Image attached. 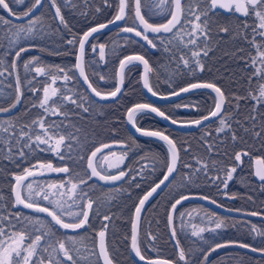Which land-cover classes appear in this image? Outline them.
<instances>
[{"label": "snow or ice", "instance_id": "obj_1", "mask_svg": "<svg viewBox=\"0 0 264 264\" xmlns=\"http://www.w3.org/2000/svg\"><path fill=\"white\" fill-rule=\"evenodd\" d=\"M81 2L85 8H89L94 0H81ZM102 3L109 8L114 7L112 18L90 27L82 35L73 34L71 39L64 41L70 46L64 50L65 54L75 56L74 66L65 67L46 65L39 56H30L27 60H24L23 56L33 49L50 53L52 51L44 43H32L34 40L49 39V32L42 23L44 13L42 11L40 15L36 13L48 6L55 10L52 13L53 20L57 22L55 31L60 32L61 27L69 29L68 22L62 14V8L69 5L74 6L73 0H29L23 12L15 11L11 5H25L26 0H0V10L7 13V16L0 15V77H3L4 80L12 78L11 82L7 84H4V80H0V85L12 90L5 94L3 88H0V97L7 96L6 101L0 103V113L12 112L23 103L25 82L27 90L34 98L30 107L25 108V114L31 108L40 110L35 117L20 124L18 128L16 122L12 120L0 121V155L9 160L26 161L31 153L39 150L54 152L61 160L67 158L74 163L86 160V167L82 166L83 174L75 173L76 182L72 180L71 166L53 167L51 163L40 164L41 168H47L52 172L68 174L69 179L66 183L71 184L68 197L71 203H68L67 200L62 203L58 199H50V196H55L56 193H50L45 190L43 185L37 184L35 177L38 169H36V165L25 167L19 174L13 175L14 183L10 185L13 197L11 208L16 210L0 211V264H45V261L47 264H81L82 261L83 264H92L90 257L96 258L95 264H101V261L102 264H114V259L110 255L106 243L107 224L101 225V230L93 238L92 248L87 254H82L76 247L78 237H82L81 230L87 232L92 227V216L99 215L98 207H94L96 201L92 200L85 189L92 187L89 181L93 178L105 184L116 185L117 182H122V184H128L129 187L141 188L142 183L147 182L158 167L161 168L162 178L154 181L149 190L139 197L138 203L134 205L136 221L132 223L131 248L135 256L145 264H172L169 260L146 258L138 246V222L150 198H153L154 194H158V190L163 191L164 188L169 187L176 176L180 175L181 169H187L188 171L183 173L184 187H190L203 178L206 186L215 187L222 196L232 200L239 199L241 197L237 193L229 194L227 189L229 182L234 179L237 169L243 164V157L248 156L249 153L233 149L229 155L225 146L229 141L236 143L243 139L238 135L239 131H243L245 135H250L254 139H259L264 144V0H116L115 5L112 0H102ZM217 10L239 13L243 17H254L255 19L251 24L248 20L241 21L233 31L228 25L217 24L213 20ZM95 11L99 12L100 8H95ZM82 14L87 15L88 13L85 11ZM152 16L161 17L163 22H150ZM129 19L132 20L131 24L128 23ZM15 21L25 22L16 23ZM112 25L118 26V34H126L123 36L126 42L140 43L142 41L150 49L168 53L169 63L176 64L177 73L181 70H187L189 73H195L197 70L203 71L202 58L208 57L209 52L213 50V38L219 33L230 34L233 40L244 41L250 45L255 54L250 50L247 55H238L245 49L237 48L231 55L244 61L245 71L249 67L253 69L247 76L246 94L244 96L239 94L226 96L221 87L214 82H191L166 95L161 94L154 90L150 83V73L153 72V68L149 64V60L142 54L125 55L120 58L118 67L113 73L115 80L113 89L104 92L98 90V87L93 86L85 73L86 45L91 47L93 53H96L98 48L100 60L103 61L106 45L104 43L91 44L90 38H94L95 34ZM149 33L152 35L150 36ZM257 37L260 39L257 40ZM21 41L29 42L21 44ZM173 49L178 50L179 54L177 55ZM54 54L60 55L61 52L57 49ZM7 57H11V60L8 61ZM139 65H143L144 70L142 74L143 88L147 89V92L153 97L168 100L172 96H180L182 93L193 90L211 89L216 94L213 97V104L208 108L206 115L184 122L169 117L160 107L153 106L151 103L134 104L127 109V123L141 136L163 141L167 146L166 158L162 162H154L148 166L141 164L139 168H122L121 165L127 158L130 148L128 146L122 152L118 163L110 165L117 169L116 172H109L107 169L98 170L99 165L94 164V159L97 158L98 153L102 154L104 149H110L111 145L102 143L99 147L94 146L95 150H92L90 155L82 154L80 138L70 130L76 128L79 132V129L71 121L73 118L79 119L82 114H90L92 105L99 101H117L122 93L126 76ZM21 67L25 74L23 80L19 71ZM33 73L34 75H32ZM40 77H44V80L38 79ZM81 78L90 89L91 94L98 100L73 92L72 88L68 87L73 81L79 82ZM164 78L171 87V77L165 76ZM107 79L108 77L105 75H99L100 81ZM58 80H62L63 85H57ZM233 99L236 101L235 105L226 107V100L231 105ZM242 99H250L255 103L241 119L239 101ZM183 107L190 106L183 105ZM149 113H154L180 127L195 126L204 129L207 128L205 122L213 119L218 120L215 139L212 138L213 133L207 131L202 138L208 158H195L197 166L188 161H182L181 149L177 147L170 135L160 130H145L137 126V117ZM50 116L62 117V119L60 123L55 120L48 122L47 118ZM182 150L187 154L190 151V146ZM217 157H228L231 164L221 165ZM144 159H149L147 154L142 155L137 160V164H140V161ZM150 159L155 161V157ZM259 162L264 164V161ZM39 174L43 175L42 172ZM254 175L264 190V168L257 169ZM34 184H37L36 189L33 188ZM49 187H56V185L51 184ZM59 187H65V182L62 181ZM190 198L192 197L189 194L183 193L179 194L178 198L173 197L174 202H171L167 213L170 239H175L177 236L175 220L180 219L183 226L185 216L191 215L178 209V206H182ZM198 198L217 207H225L210 196L201 195ZM247 199L251 201L252 197L248 196ZM2 201L3 196L0 194V207H3ZM43 202H47V204ZM47 205H52V208ZM20 208L29 209L36 214H46V216L28 214L21 211ZM227 210L235 211L238 214L237 217L232 218L231 227L246 228L253 240H257L259 237L258 242L249 244L236 240L217 241L215 234L223 232L229 225L217 214L205 213V216L201 217V221L212 226L198 227L195 223L190 224L192 229L190 235L197 238L194 243L199 242L200 244L198 251L185 250L179 240H176L175 246L178 249L179 261H183L184 264H209V257L213 253L229 247L246 249L264 257V224L257 226L251 221L239 219V217L257 216L264 219V210L250 211L241 208ZM110 219L111 217L106 214L103 216L105 221H110ZM205 232L214 234L211 243L203 235ZM146 239L151 243L155 237L148 233ZM238 264H245V261L239 259Z\"/></svg>", "mask_w": 264, "mask_h": 264}, {"label": "trees", "instance_id": "obj_2", "mask_svg": "<svg viewBox=\"0 0 264 264\" xmlns=\"http://www.w3.org/2000/svg\"><path fill=\"white\" fill-rule=\"evenodd\" d=\"M29 0H26V4L21 9L11 5L15 11L23 12ZM115 5L116 0H112ZM73 5H69L62 8V14L68 22L69 29L61 27L60 32H56L57 22L53 20L52 13L54 9L45 6L43 9L38 11L36 14L40 15L42 11L44 13L42 17V23L49 32V39L44 41L34 40L32 43H44L51 49L49 51H39L33 49L32 51L24 54L23 59L27 60L30 56H39L41 61L46 65H59L65 67H71L74 63V55L65 54V49L70 46L64 43V41L71 39L73 34L81 35L88 28L102 22H106L111 19L114 14V7L109 8L102 3V0H94L89 8H85L81 0H73ZM100 8L99 12L95 11V8ZM87 12V15L82 14ZM0 15H4L3 11L0 10ZM5 16V15H4ZM254 17H243L240 14L232 12H216L213 20L217 24L228 25L233 31L243 20H248L251 24L254 21ZM16 22V23H23ZM150 22H152L150 20ZM128 23L131 24L132 20L129 19ZM214 32L216 31L214 27ZM118 28L108 29L94 35V38H90L91 44L104 43L106 45L105 59L100 60L99 50L96 53L91 51V47L86 45V56H85V73L89 77V81L93 83L94 87H98V90L104 92L113 89L114 79L113 73L119 62V59L125 55L142 54L146 59L149 60V64L153 68V72L150 73V83L154 90H157L161 94H166L174 89L177 90L181 87L186 86L191 82H214L217 86L221 87L226 96H232V94H239L244 96L246 89L248 88L247 76L253 69L249 67L246 71L244 70V61L238 60L231 53L235 52L237 48H244L245 51L238 53V55H247L248 51H253L250 45L244 43L242 40H233L230 34L219 33L215 36L212 41L213 50L209 52L208 57L202 58L204 63L203 71H195V73H189L187 70H181L177 73L176 64L169 63V54L162 50H153L148 48L144 42L131 43L126 42L123 36L126 34H118ZM129 35V34H127ZM139 39V38H136ZM187 39V37H185ZM260 37H257L259 40ZM29 41H21V44H26ZM59 49L61 54H54L55 50ZM73 51H75L73 49ZM174 52L178 53V50L173 49ZM190 55V54H189ZM8 61L11 57L6 58ZM182 67V66H181ZM158 70V71H157ZM21 78L23 80L24 70L21 67L19 69ZM163 74V75H161ZM34 75V73L32 74ZM99 75H105L108 77L105 81L99 80ZM165 76L171 77V87L165 82ZM157 77H160L159 79ZM41 81L44 77L38 78ZM0 80H4L0 77ZM12 78L9 77L4 80V84L11 82ZM255 84V80L253 81ZM57 85H63L62 80L57 81ZM57 85H53L54 87ZM72 88L73 92L89 97L79 82L73 81L68 85ZM3 88L5 94L12 91L9 88L0 85ZM90 98V97H89ZM7 96L0 97V103H4ZM34 101L31 92L27 90V84L25 82V94L23 103L19 105L14 111L7 116H0V121L7 122L12 120L16 122L17 128L20 124L29 121L32 117H35L40 110L31 108L27 114L24 110L26 107H30ZM149 103L143 96L139 86V67H136L126 76L125 83L122 86V93L115 102L107 103H96L92 105L90 114H82L79 119L73 118L71 123L75 124L79 129L77 132L76 128L70 129L74 134L78 135L81 141V152L84 155H89L94 149V146H99L102 143H117V147L104 151L102 154H113L116 158H119L122 152L128 149V155L124 163L121 165L122 168L136 167L140 165L148 166L154 162H162L167 155L165 147L158 141L139 137L130 134L124 126V114L126 110L136 103ZM236 101L233 99L231 105L226 100L225 106H234ZM255 101L253 100H240L241 119L244 114H247L249 108ZM213 104L212 95L204 90H198L190 92L172 102L165 104H153L154 106L160 107L171 118L177 121H189L199 118L207 114V110ZM179 105V107H178ZM183 105H189L190 107L185 108ZM199 107H195V106ZM6 106V104H5ZM71 107V105H69ZM48 122L55 120L60 123L62 117L50 116L47 118ZM137 126L146 130H160L165 134L170 135L177 144V147L181 149L180 157L182 161H188L189 163L196 165L195 158L207 159L208 153L206 152L202 138L204 133L212 132L213 139H215V130L218 126V120H214L207 124V128H198L188 132L176 131L166 127L152 115H140L136 119ZM247 126V125H246ZM115 130V131H113ZM238 135L243 137L242 140H238L236 143H229L225 146L229 155H231L233 149L237 151H247L248 156L243 157V164L237 169L234 174V179L229 182L227 189L228 193H237L241 198L232 200L228 199L219 194L215 187L206 186L203 178L199 179L195 184L190 187H184L183 173L188 171L187 169H181L180 175H177L175 180L164 188L163 191H159L153 198L147 202L145 209L141 213V219L138 223V246L141 249L142 255L146 258H161L174 262L175 264H184L183 261L178 259V249L176 248V240H179L181 246L185 249H193L198 251L200 244L199 242L194 243L197 238L191 237L190 233L192 229L182 226L178 220H175V227L177 230V236L175 239H170V227L166 223L167 210L173 202V197L178 198L179 194H192V195H207L222 203L226 208L229 209H247L262 211L264 210V190L260 181L253 178L252 161L258 158L260 161H264V144L259 139H254L250 135H245L243 131H239ZM189 153H185L182 149L189 147ZM43 147V146H41ZM147 154L149 159H144L137 164V160L142 155ZM155 157V161L150 159ZM219 164H231V160L228 157H217ZM51 163L53 167L71 166L72 180L76 182L75 173L82 172V166L86 167V160L76 161L72 160H61L54 152L39 151L36 150L28 156L26 161L20 160H9L0 155V194L3 196L2 205L0 211L7 212L8 210L15 211L16 209L11 208L12 194L10 192V185L14 183L12 179L14 174H19L23 168L36 165V169L40 164ZM19 165V166H18ZM264 166V164H262ZM178 167H180L178 165ZM109 172H116L117 169H108ZM162 176L161 168L158 167L153 176H151L147 182L142 183L141 188L129 187L128 184H118L110 187H105L97 184L93 180L89 181L92 185L91 188H86L89 196L92 200L96 201L94 207H98L99 215L92 216V227L87 232L81 230L82 237H78L76 247L80 249L82 254H87L92 248L93 238L96 233L101 230L102 224H107L106 232V243L110 255L114 259V264H135L129 257L128 253V238H129V225L131 214L138 198L153 185L154 181H158ZM31 179V178H30ZM37 184L43 185L45 190L50 193H56L55 196H50V199H58L62 203L71 200L68 198L70 195L71 184L66 183L69 179L68 174L65 173H53V174H37L35 177ZM65 182V187H59L61 182ZM37 184L33 185V188H37ZM54 184L56 187H49ZM119 190H115V189ZM248 196L252 197V200L247 199ZM39 199V198H37ZM47 204V202H43ZM52 208V205H47ZM179 211L190 210L195 213H214L202 205L197 203H183L182 206H178ZM21 211L32 214L31 211L20 209ZM111 217L110 221L103 220L104 215ZM217 214L219 217L226 220L228 228L219 234H215L217 241L223 240H236L243 241L249 244H256L259 240H253L252 236L248 234L246 228H233V217L224 216ZM48 219V218H47ZM248 220L252 223L260 226L264 224L258 220ZM197 222V220H196ZM150 233L155 239L149 243L146 239V234ZM73 235H75L73 233ZM203 235L208 238L209 243L212 242V233L205 232ZM255 235V234H253ZM207 247V245H204ZM95 257H90L92 264H95ZM243 259L245 264H264V257L255 256L244 249L237 247H229L220 249L213 253L209 257V264H238V260ZM47 264V261H45ZM83 264V261L81 262ZM102 264V263H101Z\"/></svg>", "mask_w": 264, "mask_h": 264}, {"label": "water", "instance_id": "obj_3", "mask_svg": "<svg viewBox=\"0 0 264 264\" xmlns=\"http://www.w3.org/2000/svg\"><path fill=\"white\" fill-rule=\"evenodd\" d=\"M3 11V10H2ZM218 12H222V13H225L226 11H224V10H217ZM3 13H4V15L5 16H7V13L6 12H4L3 11ZM14 19V18H13ZM15 22H22V21H15ZM95 26V25H94ZM116 27H118L117 25H112V26H110L109 28H107V29H105V30H108V29H114V28H116ZM89 29V28H88ZM87 29V30H88ZM87 30H85V31H87ZM105 30H103V31H105ZM102 32V31H101ZM83 34V33H82ZM81 34V35H82ZM129 35H131V34H129ZM149 35L151 36L152 34L151 33H149ZM132 55H135V54H132ZM119 63V62H118ZM74 64H75V56H74V63H73V66H74ZM118 67V64H117V66H116V68ZM139 67V86H140V89H141V92H142V94H143V96L147 99V101L149 102V103H151V104H165V103H169V102H172V101H174V100H176V99H178V98H180V97H182V96H184V95H186V94H188V93H190V92H193V91H198V90H204V91H207V92H209L211 95H212V97H215V93L214 92H212V90L211 89H198V90H193V91H190V92H188V93H182L180 96H172L170 99H168V100H161V99H159V98H157V97H153L150 93H148L147 92V89H145V88H143V80H142V74H143V65H139L138 66ZM77 75H78V73H77ZM79 84L83 87V89L85 90V92L88 94V96L91 98V99H95V100H98V98H96V97H94V95H92L91 94V91H90V89H88L87 88V85L86 84H84L83 83V79L81 78L80 80H79ZM114 84H115V80H114ZM178 90V89H177ZM170 93V92H169ZM166 94H168V93H166ZM165 94V95H166ZM100 103H107V102H112V101H99ZM133 106V105H132ZM131 106V107H132ZM154 106V105H153ZM14 111V110H13ZM12 111V112H13ZM12 112H8V113H0V116H7V115H9V114H11ZM150 115H152L154 118H156L158 121H160L162 124H164L166 127H168V128H171V129H173V130H176V131H181V132H188V131H192V130H195V129H198V127H195V126H190V127H180V126H178V125H173V124H171L170 123V121H168V120H164L163 118H161V117H159V116H156L154 113H149ZM206 115V114H205ZM202 117V116H201ZM200 118V117H199ZM215 119H213V120H210V121H207V122H205L206 124H209V123H211L212 121H214ZM180 122H184V121H180ZM124 126H125V128L127 129V131L130 133V134H132V135H135V136H139V137H144V136H141L139 133H136L135 132V130L132 128V126L129 124V123H127V110H126V112H125V114H124ZM146 130V129H145ZM144 138H148V139H152V140H155V141H158V142H160L164 147H165V149H166V152H167V146H166V144L163 142V141H160L159 139H157V138H152V137H144ZM108 144H110L111 145V148L110 149H112V148H114V147H117V143H114V142H112V143H108ZM100 146V145H99ZM99 146H97V147H99ZM93 150H95V149H93ZM106 150H109V149H104L103 150V152L104 151H106ZM91 153V152H90ZM90 155V154H89ZM98 155H100V153H98ZM97 155V156H98ZM96 159V158H95ZM95 159H94V161H95ZM260 160L258 159V158H256V159H254L253 161H252V170H253V178L255 179V180H257V181H259L257 178H256V176L254 175V173H255V171L257 170V169H261V168H264V166L262 165V163H260L259 162ZM37 174H39V171L37 172ZM160 178H162V176L160 177ZM94 182H96L97 184H99V185H102V186H105V187H110V186H114V185H112V184H105L104 182H102V181H97L96 180V178H93L92 179ZM119 182H117V184H118ZM147 190H149V188L147 189ZM146 190V191H147ZM145 191V192H146ZM160 190H158V192H159ZM144 192V193H145ZM143 193V194H144ZM142 194V195H143ZM141 195V196H142ZM155 195V194H154ZM192 198H190L188 201H185L184 203H197V204H199V205H202V206H204L205 208H207L208 210H210V211H212V212H214V213H218V214H220V215H224V216H229V217H237L238 216V214L235 212V211H228L227 209H229V208H226V207H223V208H221V207H217L216 205H213V204H211V203H209L208 201H205V200H202V199H199L198 197L200 196V195H192V194H189ZM140 196V197H141ZM13 198V197H12ZM151 199V198H150ZM174 202V201H173ZM138 203V200H137V202H136V204ZM135 204V205H136ZM169 208H170V206H169ZM169 208H168V210H169ZM20 209H22V208H20ZM23 210H26V211H31V210H29V209H23ZM168 210H167V213H168ZM42 215H44V216H46V214H42ZM239 218H243V219H252V220H258V221H261V222H263L264 223V219H262L261 217H259V216H257V217H239ZM48 219H50V218H48ZM136 221V217H135V208H133V211H132V214H131V219H130V225H129V238H128V253H129V257L132 259V261L135 263V264H145V262L144 261H140L139 260V258L138 257H136L135 256V253L133 252V250H132V248H131V233H132V223L133 222H135ZM139 223V222H138ZM166 223H167V215H166ZM167 226L169 227V225H168V223H167ZM238 248V247H237ZM244 250H246V249H244ZM247 252H249L248 250H246ZM249 253H251V252H249ZM251 254H253V255H255V256H258V257H261V256H259L258 254H256V253H251ZM148 259H152V260H166V259H161V258H148ZM170 261V260H169ZM172 262V261H171ZM101 263H102V261H101ZM172 264H175L174 262H172Z\"/></svg>", "mask_w": 264, "mask_h": 264}, {"label": "rangeland", "instance_id": "obj_4", "mask_svg": "<svg viewBox=\"0 0 264 264\" xmlns=\"http://www.w3.org/2000/svg\"><path fill=\"white\" fill-rule=\"evenodd\" d=\"M16 10H19L22 8L23 5H13ZM118 163V158H116V156H114L113 154H100L97 156V158L95 159V163L99 165L98 170L103 171L104 169H114L112 167H110V165L116 164ZM39 173H43V174H53L56 172H52L51 170L47 169V168H41L40 166L37 168ZM185 212L190 213L191 215H186L185 216V224L184 226L186 228L191 229L190 224L191 223H195L198 227L200 226H212V225H206L204 222L201 221V217L205 216V213H195L193 211L190 210H184ZM193 217H195V219H193ZM179 223H181L180 219H177ZM197 220V222H196Z\"/></svg>", "mask_w": 264, "mask_h": 264}, {"label": "flooded vegetation", "instance_id": "obj_5", "mask_svg": "<svg viewBox=\"0 0 264 264\" xmlns=\"http://www.w3.org/2000/svg\"><path fill=\"white\" fill-rule=\"evenodd\" d=\"M226 12H228V11H226ZM237 14H239V13H237ZM151 21L155 22V23H159V22H163V19L161 17H159V16H152ZM116 28H118V27H116Z\"/></svg>", "mask_w": 264, "mask_h": 264}]
</instances>
